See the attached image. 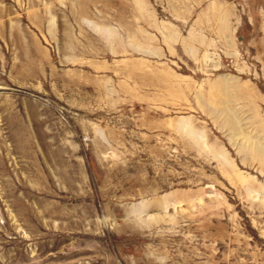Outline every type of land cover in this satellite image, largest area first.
Here are the masks:
<instances>
[{"label":"rangeland","instance_id":"rangeland-1","mask_svg":"<svg viewBox=\"0 0 264 264\" xmlns=\"http://www.w3.org/2000/svg\"><path fill=\"white\" fill-rule=\"evenodd\" d=\"M264 264V0H0V264Z\"/></svg>","mask_w":264,"mask_h":264},{"label":"clouds","instance_id":"clouds-1","mask_svg":"<svg viewBox=\"0 0 264 264\" xmlns=\"http://www.w3.org/2000/svg\"><path fill=\"white\" fill-rule=\"evenodd\" d=\"M161 264H163V260L161 259Z\"/></svg>","mask_w":264,"mask_h":264}]
</instances>
